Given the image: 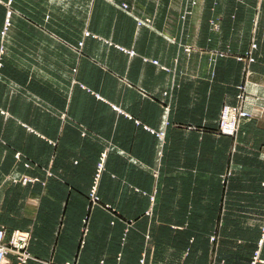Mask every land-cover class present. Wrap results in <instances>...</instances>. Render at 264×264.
<instances>
[{
    "label": "crops",
    "instance_id": "0c3cea01",
    "mask_svg": "<svg viewBox=\"0 0 264 264\" xmlns=\"http://www.w3.org/2000/svg\"><path fill=\"white\" fill-rule=\"evenodd\" d=\"M263 106L264 0H0V225L54 264H264Z\"/></svg>",
    "mask_w": 264,
    "mask_h": 264
},
{
    "label": "built area",
    "instance_id": "2783aa9c",
    "mask_svg": "<svg viewBox=\"0 0 264 264\" xmlns=\"http://www.w3.org/2000/svg\"><path fill=\"white\" fill-rule=\"evenodd\" d=\"M124 10H128L127 5H123ZM190 13L186 12V15ZM11 12L8 13L6 24L2 35L5 37L9 27L11 26L10 22ZM140 25L142 23H139ZM87 37L90 36V33L85 34ZM80 47L83 46V43L79 45ZM257 45L254 43L252 45V50L256 49ZM130 55H135L133 51L129 52ZM221 57H224V54H221ZM239 61H248L249 63H254L255 59L252 56V52H247L245 56L237 57ZM157 64V63H155ZM241 94L238 96V103L236 106L226 105L222 109L220 120H219V134L228 137H236L241 127V124L244 121H249L253 118H256L255 115L249 113L244 108V88H240ZM262 111L264 112V106L262 107ZM155 133V132H154ZM159 138H164V133L157 134ZM17 157L19 158L20 155L18 154ZM99 173L97 174V180L100 177V173L102 170V164L100 165ZM31 179L25 178L23 182L26 184ZM96 187L93 190L91 197L93 202H98V198L96 197ZM215 238H213L214 240ZM31 242V234L27 231L16 230L13 231L11 234H8L5 227L0 225V264H11V258L15 259V264H29L30 261H35L39 264H54L50 261H43L40 259L34 258L31 253L29 252V245ZM264 244V222L261 227V239L259 241L260 247ZM144 260H142L143 263ZM263 261L260 259V252H257L254 257V261L251 264H258L262 263ZM65 264H73V263H65Z\"/></svg>",
    "mask_w": 264,
    "mask_h": 264
},
{
    "label": "rangeland",
    "instance_id": "374dc122",
    "mask_svg": "<svg viewBox=\"0 0 264 264\" xmlns=\"http://www.w3.org/2000/svg\"><path fill=\"white\" fill-rule=\"evenodd\" d=\"M64 227V226H63ZM69 227V226H68ZM65 235H66V233H64ZM64 238V236H63V233H62V235H61V239H63ZM214 244V243H213ZM214 246V245H213Z\"/></svg>",
    "mask_w": 264,
    "mask_h": 264
}]
</instances>
